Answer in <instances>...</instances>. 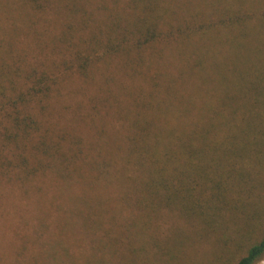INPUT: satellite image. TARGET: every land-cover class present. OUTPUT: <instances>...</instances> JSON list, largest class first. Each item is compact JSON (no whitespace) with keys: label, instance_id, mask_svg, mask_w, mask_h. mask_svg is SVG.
<instances>
[{"label":"rangeland","instance_id":"rangeland-1","mask_svg":"<svg viewBox=\"0 0 264 264\" xmlns=\"http://www.w3.org/2000/svg\"><path fill=\"white\" fill-rule=\"evenodd\" d=\"M68 1L38 0L44 9L33 21L24 1L0 0V73L9 76L6 94L14 98L32 86L33 78L25 75L32 69L35 76L47 73L49 86L41 87L27 105L24 99V108L20 105L22 114H31L38 123L21 143L6 138H11L13 125L3 115L11 107L6 105L0 114V264H234L264 234V161L256 164L244 155L234 159L237 169L252 170L253 187L247 190L255 189L246 202L222 211L212 229L186 214L182 204L178 211L133 204L132 195L139 193L129 170H119L118 159L127 138L140 128L136 112H146L135 99L160 94L157 98L168 112L147 136L150 143H161L160 151L166 130L178 129L180 98L189 93V77L179 74L188 52L184 57L177 53L174 33L172 40L146 53L133 49L98 55L90 72L81 75L72 61L75 47H93L88 39L99 29L106 31L116 16L131 23L140 8H134L136 0H85L90 15L71 14L76 18L68 23ZM157 2L163 8L161 24L173 25L212 0ZM257 47L264 52V46ZM140 53L148 57L138 65ZM208 87L206 82L203 88ZM41 137L49 153L32 148ZM55 149L59 152L53 156ZM145 214L150 220L141 225ZM256 264H264V257Z\"/></svg>","mask_w":264,"mask_h":264},{"label":"trees","instance_id":"trees-1","mask_svg":"<svg viewBox=\"0 0 264 264\" xmlns=\"http://www.w3.org/2000/svg\"><path fill=\"white\" fill-rule=\"evenodd\" d=\"M22 1L23 6L30 9V19L37 20L44 7L37 3L38 0ZM74 1H79L80 6ZM136 1L134 8L140 9L134 11L137 15L131 23L122 20L123 16H116L106 26V31L99 29L96 36L88 39L93 47L88 48L83 43L75 47L72 61L84 75L86 71L90 72L98 55L100 58L127 54L133 49L146 53V49L156 48L159 42L172 40L176 33L172 45H178L177 53L184 57L188 52L179 74L189 77L186 81L189 93L180 98L178 107V129L170 127L166 130L159 151L161 143H150L147 136L150 127L159 123L168 111L162 109V100L157 98L159 92L136 98V104L143 106L146 112H136L135 121L138 126L140 123V128L133 130L131 139L127 138L128 146L118 159L122 164L119 170H129V179L139 193V196L132 195L133 204H158L157 207L177 211L178 204H182L186 214L198 218L206 230L212 229L221 219L222 211L234 208L231 204H242L244 199L246 202L255 189L247 190L253 182L252 170L237 169L234 159L244 155L256 164L264 161V52L257 47L264 46V0H212L209 7L202 8L201 5L192 9L173 25V21L161 24L159 11L163 8L157 0ZM68 2V23L80 14L90 15L84 10L85 0ZM25 19H29V15ZM142 53L138 54L142 56L136 62L138 65L148 57ZM3 55L0 52V58ZM15 71L18 73L19 68ZM34 74V69L25 74L27 79L33 78L32 86L11 98L6 94L4 84L9 76L0 73V114L6 105L11 107L3 118L13 125L11 138L8 135L6 138L14 145L21 143L31 134L33 126L38 125L31 114H22L20 105L24 108L29 98L38 95L41 87L49 89L47 73ZM13 81L10 80L12 85ZM206 82L209 83L207 89L203 88ZM162 84L158 83V86ZM26 98L25 105L23 100ZM198 110L200 113L196 117L193 112ZM184 118H189V124ZM32 148L37 153H49L44 137L37 139ZM58 152L55 149L53 156ZM56 161L60 166V161ZM65 175L69 177L68 173ZM230 179L233 181L228 183ZM142 185L147 188L143 190ZM149 220L145 214L140 224L147 225ZM263 257L264 234L251 241L234 264H256ZM164 259L166 261V256Z\"/></svg>","mask_w":264,"mask_h":264}]
</instances>
